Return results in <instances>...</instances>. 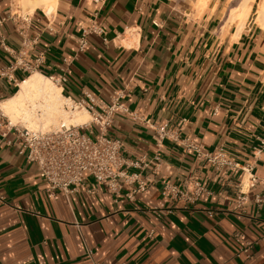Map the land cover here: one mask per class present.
Masks as SVG:
<instances>
[{
	"label": "crops",
	"instance_id": "1",
	"mask_svg": "<svg viewBox=\"0 0 264 264\" xmlns=\"http://www.w3.org/2000/svg\"><path fill=\"white\" fill-rule=\"evenodd\" d=\"M37 1L29 12L0 0V101L36 71L64 75L63 94L88 91L99 111L120 95L109 134L143 162L118 196L91 177L50 193L21 140L0 136V264H264V27L253 8L237 32L239 21L225 24L229 0H57L51 14ZM20 56L29 72L10 68ZM187 141L250 160L256 182L243 190L240 167L216 168Z\"/></svg>",
	"mask_w": 264,
	"mask_h": 264
},
{
	"label": "built area",
	"instance_id": "2",
	"mask_svg": "<svg viewBox=\"0 0 264 264\" xmlns=\"http://www.w3.org/2000/svg\"><path fill=\"white\" fill-rule=\"evenodd\" d=\"M1 21L0 19V23ZM88 33L103 34L104 31L101 27L92 24ZM87 45V39L83 37L80 41V50H85ZM42 58L43 55H38L36 62L42 63ZM32 67L30 61L20 56L16 58L15 63L10 68H20L24 72H29ZM35 67L37 68L38 65ZM50 78L59 85L66 80L64 75H52ZM83 94L84 96L79 99H74L71 96H68V98L73 99L77 107L86 109L93 115V120L90 123L78 126L61 123L58 128L52 130H31L12 124L0 108V136L7 138L12 134L21 140L23 144L21 153L26 151L28 160L37 165L40 176L49 185L48 191L50 193H55L57 190H61L67 195L79 192L82 186L86 184L87 179L91 177L96 183L105 185L110 193L118 196L125 183H132L126 169L129 166H139L143 161L140 159L128 162L122 154L121 140L113 138L109 134L113 116L116 111L121 109V105L118 103L120 95L115 98L111 105L99 111L96 110V97L88 91H84ZM94 125L99 127L96 138H92L90 135L81 132L82 130H86L94 134ZM168 136L166 125L160 126L158 129V142ZM170 136L171 138H175L174 135ZM185 147L190 151L196 152L198 157L216 168L227 167L235 169L240 167L243 172V178L248 174L249 183L247 187L256 182V178L252 174V162L247 160L240 166L238 162L230 159L225 154L222 146H218L210 152H204L201 151L199 146L193 144L191 141H187ZM139 187L144 189L142 184ZM169 190L174 198L181 199L185 197L187 200L192 198L174 186L169 187ZM201 190V187H196L194 195L197 196ZM91 191V189L88 190V192ZM134 193L135 190H132L126 195L129 199H132ZM240 193L242 194L237 198L238 204L244 198V192L240 190ZM0 201L5 202V197L1 194ZM151 212L158 215L172 213L171 210L159 209L157 207L151 209ZM150 234L153 235V231ZM251 246L252 242L245 241L238 254L248 257Z\"/></svg>",
	"mask_w": 264,
	"mask_h": 264
},
{
	"label": "bare ground",
	"instance_id": "3",
	"mask_svg": "<svg viewBox=\"0 0 264 264\" xmlns=\"http://www.w3.org/2000/svg\"><path fill=\"white\" fill-rule=\"evenodd\" d=\"M21 1L30 2V0H14L16 4L21 3ZM44 1L46 2V12L53 13L56 9L57 0ZM201 1L202 5L208 3L207 0ZM234 1H228V7L225 9V24L239 21L237 27V32H239L251 15L253 3L256 0H243L237 11L234 9H238V7L232 8ZM262 1V3L256 4L252 12L255 16V22L264 27V0ZM0 108L12 124L31 130L47 131L58 128L61 123L78 126L93 120V115L88 110L77 107L73 99H69L63 94L59 84L38 71L20 82L15 95L0 101ZM248 183V174H246L242 181L243 190L247 188Z\"/></svg>",
	"mask_w": 264,
	"mask_h": 264
},
{
	"label": "rangeland",
	"instance_id": "4",
	"mask_svg": "<svg viewBox=\"0 0 264 264\" xmlns=\"http://www.w3.org/2000/svg\"><path fill=\"white\" fill-rule=\"evenodd\" d=\"M242 1L243 0H235L234 2H233V4H232V8H237L238 7V9H234V11H237V10H239V6H240V4L242 3ZM37 2H39V1H37V0H30V2H28V3H25V2H23V1H21V4H23L24 3V5L28 8L27 10L30 12L31 11V9L34 7V5L37 3ZM200 2H202L201 0H198V3H200ZM263 1L262 0H256L253 4H254V6H253V8L255 9V7H256V4L258 5V4H260V3H262ZM236 4V5H235ZM252 18H253V20H254V18H255V16H254V13H253V15H252ZM255 21V20H254ZM259 25V24H258ZM82 133H85L86 135H90L92 138H96V136L98 135V132H99V130H96L95 131V133L94 134H91L89 131H86V130H82L81 131Z\"/></svg>",
	"mask_w": 264,
	"mask_h": 264
},
{
	"label": "trees",
	"instance_id": "5",
	"mask_svg": "<svg viewBox=\"0 0 264 264\" xmlns=\"http://www.w3.org/2000/svg\"><path fill=\"white\" fill-rule=\"evenodd\" d=\"M11 96H13V95H11Z\"/></svg>",
	"mask_w": 264,
	"mask_h": 264
}]
</instances>
